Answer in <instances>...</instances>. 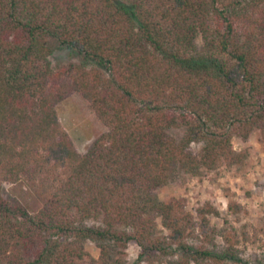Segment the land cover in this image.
<instances>
[{"label": "trees", "instance_id": "16d2710c", "mask_svg": "<svg viewBox=\"0 0 264 264\" xmlns=\"http://www.w3.org/2000/svg\"><path fill=\"white\" fill-rule=\"evenodd\" d=\"M49 38L81 61L53 69ZM76 93L102 127L84 153L57 114ZM254 129L264 139V0H0V182L43 202L31 214L0 194V264H122L130 243L150 262L174 248L170 264H239L230 232L221 250L189 243L185 199L156 191L178 170L245 165L232 138Z\"/></svg>", "mask_w": 264, "mask_h": 264}, {"label": "rangeland", "instance_id": "374dc122", "mask_svg": "<svg viewBox=\"0 0 264 264\" xmlns=\"http://www.w3.org/2000/svg\"><path fill=\"white\" fill-rule=\"evenodd\" d=\"M48 46V59L53 69L81 61L76 52L60 46L52 38H49ZM57 114L62 126L82 153L90 148L93 140L102 131L87 103L77 93L57 105ZM168 131L179 139L184 133V128L172 127ZM201 146V143H192V152L198 155ZM232 146L236 151L247 152L245 165L204 170L200 176H192L178 170L156 194L164 201L172 197L185 199L186 208L196 219L195 226L186 239L189 243L221 250L226 245L222 234L227 231L238 240L236 246L238 256L242 260L239 264H264V139L259 130L254 129L246 139L234 136ZM0 194L6 198L17 199L31 214L42 207V199L24 179L13 183L0 182ZM228 197L240 205L238 212L234 213L229 209ZM207 206L215 208L218 212L206 214L208 227L202 226L197 214L199 208ZM156 232L163 236L168 234L160 218H157ZM85 249L92 258L99 257L100 251L95 242L87 240ZM139 250L136 244L130 243L121 258L122 264H170V261L178 258V252L169 248L167 253L154 256L150 262L146 258H139ZM111 257L117 258L113 249ZM87 264H91V261L88 260Z\"/></svg>", "mask_w": 264, "mask_h": 264}]
</instances>
